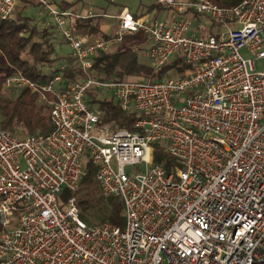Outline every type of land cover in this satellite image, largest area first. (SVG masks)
<instances>
[{
  "label": "built area",
  "instance_id": "obj_1",
  "mask_svg": "<svg viewBox=\"0 0 264 264\" xmlns=\"http://www.w3.org/2000/svg\"><path fill=\"white\" fill-rule=\"evenodd\" d=\"M26 1L66 43L81 78L68 87L61 75L4 78L5 90H27L50 106L52 128L24 138L0 130V264H264V71L254 62L264 67V0H155L178 17L147 20L123 8L108 39L72 32V19L99 16L92 10ZM18 3L0 0V19ZM201 18L215 35L199 34ZM137 32L148 45L133 51L152 75L177 58L196 65L160 81L92 71L97 52ZM89 89L111 91L124 112L148 114L136 120L139 131L99 126ZM158 141L180 168L152 163ZM84 158L97 168L102 195L122 200L123 227L87 225L74 195L59 207L64 189L77 190Z\"/></svg>",
  "mask_w": 264,
  "mask_h": 264
},
{
  "label": "trees",
  "instance_id": "obj_2",
  "mask_svg": "<svg viewBox=\"0 0 264 264\" xmlns=\"http://www.w3.org/2000/svg\"><path fill=\"white\" fill-rule=\"evenodd\" d=\"M81 0L60 4V9H72ZM221 6H235L242 0H213ZM30 4L26 0H19L12 16L0 19V130L13 136H29L34 134H48L51 131L49 118L50 106L40 101L38 95L27 90H5L4 78L20 71L24 76L36 83H43L55 75H61L64 86L81 78L78 64L62 49L66 44L52 26L43 27L44 17L35 18L22 15V10ZM155 3L149 10H162ZM136 17V16H135ZM103 16L72 19L70 28L80 36L100 37L108 39L110 35L100 31ZM213 25V24H212ZM210 23L205 27H198L201 36L215 35ZM144 36L140 33L125 35L122 45L115 51L97 52L92 58V71L101 75L105 80H125L128 77H144L147 79L151 69L148 62L140 58L133 51V46ZM125 42V43H124ZM124 43V45H123ZM62 52L61 54L59 53ZM184 71V69H183ZM165 69L152 75V81L164 79ZM183 76V72L182 75ZM15 92H17L15 94ZM98 90L89 89L86 92V104L93 110L101 111L98 125L107 126L109 131L127 129L139 131L134 127L138 118L148 114L135 110L124 112L115 98L97 97ZM50 99V94H47ZM169 157L161 144L153 143L151 147V161L159 164L165 172L173 171L178 162ZM97 168L87 159H83V175L76 191L70 192L76 197L80 219L87 225L109 222L123 227L125 223L123 202L118 197H105L96 180Z\"/></svg>",
  "mask_w": 264,
  "mask_h": 264
},
{
  "label": "rangeland",
  "instance_id": "obj_3",
  "mask_svg": "<svg viewBox=\"0 0 264 264\" xmlns=\"http://www.w3.org/2000/svg\"><path fill=\"white\" fill-rule=\"evenodd\" d=\"M69 1L70 0H55V3L56 4H63V3H67ZM155 3H156L155 0H81L77 4V6H76L77 8H75V9L77 11H79L80 9L92 10L95 13L99 14V16L106 14L108 17H106V19H105L104 18L105 16H103L102 23L103 22L109 23L111 25V27L114 24H117V22L114 20V18L112 16H115L123 8H126L131 14H134L137 16H145L148 20H153V19L168 20V18H177L178 17L173 12L168 11V10H164V9L158 10V11L157 10L156 11L155 10H149V7L154 5ZM21 13L23 16L35 18L36 20L38 18V17H36L37 7H36V5L31 4V3L26 5V7L22 10ZM200 21H201V23L205 24L206 20H205V18H201ZM112 29H113V27H112ZM101 33H102V31H101ZM124 43H123V45H124ZM144 43H145V38L142 37L136 42V44L133 47L141 48V47H143ZM121 45H122V42L120 43V45L112 46L109 51H115V50L119 49ZM61 46H62V49L64 51H66L67 49L69 51V48L66 44H62ZM240 54L245 58L252 57L254 59V55L247 53L244 49L240 50ZM254 62H255V68L257 71H264V67L262 66L261 61L254 59ZM195 65H196V63L190 64V65H184L183 59L177 58L176 61L166 65L163 69H165L167 71L166 76L180 77V75H182L183 69H186V68L191 69ZM128 78H133V77H128ZM137 78H144V77L140 76ZM146 78L147 79L152 78L151 71H150L148 77H146ZM16 93L17 92H15V94ZM100 95H101V97L113 98L112 92L108 91V90H101ZM97 97H99V91L97 92ZM17 138H24V137H23V135H19V136H17ZM155 143L161 144L162 147L164 146V144L160 141L155 142ZM152 145L153 144H151V147H152ZM163 150H164V147H163ZM165 153L169 157L173 158L166 151H165ZM173 159H175V158H173ZM175 161L177 162V160H175ZM176 166L178 168H180L179 163ZM126 170L129 172H135L136 168L126 167ZM68 193H69V190L64 189L60 193V195L58 196L59 207H64L66 205ZM75 199H76V197H75ZM19 214H20L19 211H15L13 214L12 220H15L19 216Z\"/></svg>",
  "mask_w": 264,
  "mask_h": 264
},
{
  "label": "crops",
  "instance_id": "obj_4",
  "mask_svg": "<svg viewBox=\"0 0 264 264\" xmlns=\"http://www.w3.org/2000/svg\"><path fill=\"white\" fill-rule=\"evenodd\" d=\"M55 1V0H54ZM74 0H70L69 2H67V3H71V2H73ZM67 3H63V4H67ZM31 4H33V3H31ZM57 6H59L60 4H56ZM75 8H77V7H75ZM70 10H72V9H70ZM164 10H166V9H164ZM72 11H74V10H72ZM84 11H86V10H84V9H80L79 11H74V12H76V13H83ZM133 16H136V17H143V18H146L145 16H137V15H134V14H132ZM104 18L106 19V17H108L106 14H104ZM36 17H41L40 15H39V10L37 9V14H36ZM113 18H114V16H112ZM147 19V18H146ZM168 19H171V18H168ZM114 20L117 22V24H118V21H117V19L116 18H114ZM148 20V19H147ZM154 20V19H153ZM117 24H114L112 27H113V29H112V27H111V25L109 24V23H106V22H103V23H101V25H100V31H102V33L103 34H107V35H110V34H113V32L115 31V29L117 28ZM205 26H207V22L205 21V24H204ZM111 30V31H110ZM148 45V43L145 41V43H144V45H143V47H145V46H147ZM66 52L67 53H69V51H68V49L66 50ZM59 53L61 54L62 52H60L59 51Z\"/></svg>",
  "mask_w": 264,
  "mask_h": 264
}]
</instances>
